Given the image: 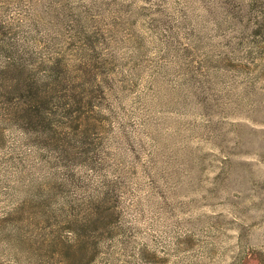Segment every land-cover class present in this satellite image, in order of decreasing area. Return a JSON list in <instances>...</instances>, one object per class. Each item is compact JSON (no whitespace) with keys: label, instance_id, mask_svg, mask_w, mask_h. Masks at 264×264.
I'll list each match as a JSON object with an SVG mask.
<instances>
[{"label":"rangeland","instance_id":"rangeland-1","mask_svg":"<svg viewBox=\"0 0 264 264\" xmlns=\"http://www.w3.org/2000/svg\"><path fill=\"white\" fill-rule=\"evenodd\" d=\"M1 26L61 84L32 134L0 104V264H264V0H0Z\"/></svg>","mask_w":264,"mask_h":264},{"label":"trees","instance_id":"trees-1","mask_svg":"<svg viewBox=\"0 0 264 264\" xmlns=\"http://www.w3.org/2000/svg\"><path fill=\"white\" fill-rule=\"evenodd\" d=\"M2 26L0 33H5L6 27ZM14 42L6 43L5 39L0 41V60L3 61L0 65V104L6 105L7 100L17 104L16 111L18 114L14 115L13 118L19 122L18 127L22 131L32 134L40 130L39 127L51 124L52 110L49 117L47 110L52 99V89L61 84L60 70L56 65L44 69L48 70V73L45 84H41L36 79L43 68L39 67L40 65L34 67L35 62L38 61L37 55L29 54L27 49L16 44L17 41ZM13 48L14 51L16 48L15 52L12 51ZM29 69H31L30 72ZM62 86L65 84L62 83ZM7 107H11V105ZM61 117L66 120L65 115H61Z\"/></svg>","mask_w":264,"mask_h":264}]
</instances>
